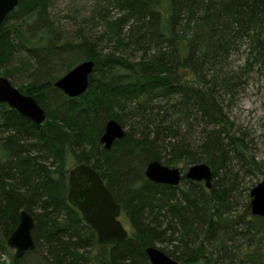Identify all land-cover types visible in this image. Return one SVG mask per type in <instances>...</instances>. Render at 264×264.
Instances as JSON below:
<instances>
[{
	"label": "trees",
	"instance_id": "16d2710c",
	"mask_svg": "<svg viewBox=\"0 0 264 264\" xmlns=\"http://www.w3.org/2000/svg\"><path fill=\"white\" fill-rule=\"evenodd\" d=\"M48 2L19 0L0 27V69L21 56L30 82L16 89L46 115L36 125L0 104V129L7 133L0 140L1 241L6 245L20 211L35 223L34 250L20 259L13 255L11 264H26L39 249L43 255L31 264H149L145 249L164 241L180 244L179 255L161 250L179 264H244L237 263L236 251L256 246L258 233L253 221L232 215V190L218 175L226 179L234 161L248 171L255 161L244 138L226 130L220 102L232 94L230 79H206L204 72L218 67L242 40L264 65V0H120L126 15L103 20L115 45L108 53L83 36L76 44L62 39L48 21ZM128 19L125 41L121 31ZM126 49L139 52L140 60L120 55ZM84 61H92L94 69L83 95L69 98L54 88ZM1 77L16 87L5 70ZM173 98L172 115L192 111L218 125L196 152L182 141L167 144L168 153L159 148L162 130L173 127L155 122L154 105ZM125 110L139 125L138 137L131 127L110 151L103 150L98 141L105 123L115 119L123 127ZM153 161L183 170L205 163L217 180L211 190L184 177L176 187L155 184L144 175ZM79 164L95 170L120 205L126 239L98 245L95 232L68 204V172Z\"/></svg>",
	"mask_w": 264,
	"mask_h": 264
},
{
	"label": "rangeland",
	"instance_id": "374dc122",
	"mask_svg": "<svg viewBox=\"0 0 264 264\" xmlns=\"http://www.w3.org/2000/svg\"><path fill=\"white\" fill-rule=\"evenodd\" d=\"M120 3V0H49L46 13L48 21L59 30L62 39L76 44L81 41L80 36H83L96 44L98 52L108 53L114 50L115 45L113 41L108 40L112 33L105 26L103 20L113 22L125 16L126 11ZM9 24L14 25V21L10 20ZM131 25L132 20L128 19L127 25L122 28L121 33L125 41L128 40ZM118 50L120 49L118 48ZM119 53L134 62H138L141 56L139 52L127 49L121 50ZM257 57V53L251 51L249 42L242 40L237 45L236 50L218 67L209 70L208 74L206 71L204 72L206 79H215L218 76L230 79L233 85L232 94L224 96L220 102L227 120L226 130L235 137L244 138L255 161V168L249 171L246 169V165L234 161L228 171L230 175H227L226 179L223 172L218 175V178L224 179L220 184L232 190V194L228 198L232 215L253 221V228L258 233L256 246L241 247L238 252L236 251L237 263L242 262L244 264H264V221L251 216L249 206L251 189L258 185L264 177V65L258 62ZM19 61H23L21 56L15 55L10 65L0 69V77L2 71L8 72L10 80L16 86L15 88L25 86L30 82V73L27 72L30 67H21ZM31 63L33 64V62ZM153 103L156 104L157 102ZM175 103L176 98H173L168 102L154 105V113H157L154 116L155 122L163 121L161 122L163 128H168L171 124L172 132L175 133L174 136H171L172 132L165 133L166 130L163 129L159 136V148L162 149V153H168L170 149L166 146L167 144L182 141L191 151L196 152L209 136V133L212 134L219 130L218 125L208 123L199 114L192 111L181 116L182 118L172 115L171 109L174 107H171ZM158 107L162 109L159 110ZM127 111L125 110L123 113V128L125 131H129L132 127L137 134L136 137H138L139 127L135 122L136 119ZM6 136L7 133L0 129V140ZM50 162L51 160L48 163ZM177 167L182 173L186 171L181 165ZM215 180L217 179H212V183ZM180 187L185 188L186 186L181 185ZM124 228L127 229L128 227ZM35 232L39 237L40 231L36 230ZM172 242L156 243L155 248L179 255L180 248H175V246L180 244ZM13 255L14 250L3 244L0 238V264H11ZM41 255L43 252L42 249H39L38 252L26 259V264H31Z\"/></svg>",
	"mask_w": 264,
	"mask_h": 264
},
{
	"label": "water",
	"instance_id": "95a60500",
	"mask_svg": "<svg viewBox=\"0 0 264 264\" xmlns=\"http://www.w3.org/2000/svg\"><path fill=\"white\" fill-rule=\"evenodd\" d=\"M19 0H0V27L5 18L18 6ZM94 69L92 61H84L74 66L67 74L54 83V88L69 98L83 95L88 87ZM0 104H6L21 117L36 125H41L46 115L40 105L30 96L23 95L14 88L9 80L0 77ZM126 131L116 120L105 123L104 131L99 138L103 150L110 151L116 141L125 138ZM144 175L155 184L176 187L182 177L193 183H203L205 189H212V172L205 163L190 166L183 174L179 168H169L158 161L147 164ZM250 214L264 219V177L250 191ZM67 202L77 209L84 221L95 232L100 246L113 245L126 239L128 233L119 220L121 208L102 181L99 174L90 166L79 164L68 172ZM34 219L25 210L19 213V222L6 241V246L14 250L16 259L22 258L35 248L32 231ZM149 264H179L161 250L149 246L145 249Z\"/></svg>",
	"mask_w": 264,
	"mask_h": 264
}]
</instances>
